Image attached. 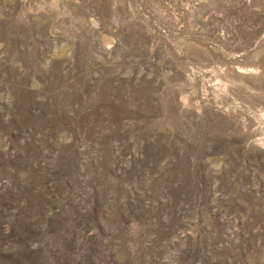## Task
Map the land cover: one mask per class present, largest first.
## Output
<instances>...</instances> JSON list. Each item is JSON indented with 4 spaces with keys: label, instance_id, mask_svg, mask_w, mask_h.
Here are the masks:
<instances>
[{
    "label": "rangeland",
    "instance_id": "rangeland-1",
    "mask_svg": "<svg viewBox=\"0 0 264 264\" xmlns=\"http://www.w3.org/2000/svg\"><path fill=\"white\" fill-rule=\"evenodd\" d=\"M0 264H264V0H0Z\"/></svg>",
    "mask_w": 264,
    "mask_h": 264
}]
</instances>
